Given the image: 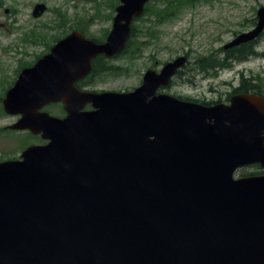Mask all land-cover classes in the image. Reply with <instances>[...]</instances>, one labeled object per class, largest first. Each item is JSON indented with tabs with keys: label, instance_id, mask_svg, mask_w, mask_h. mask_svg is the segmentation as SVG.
<instances>
[{
	"label": "water",
	"instance_id": "water-1",
	"mask_svg": "<svg viewBox=\"0 0 264 264\" xmlns=\"http://www.w3.org/2000/svg\"><path fill=\"white\" fill-rule=\"evenodd\" d=\"M149 1L119 0L105 42L73 31L6 91L4 113L20 116L8 129L47 143L0 162V264H264V176L234 178L264 170L263 98L205 106L157 94L186 56L132 92L76 88L94 59L126 49ZM256 18L224 48L259 37L264 7ZM53 103L64 118L40 111Z\"/></svg>",
	"mask_w": 264,
	"mask_h": 264
},
{
	"label": "rangeland",
	"instance_id": "rangeland-1",
	"mask_svg": "<svg viewBox=\"0 0 264 264\" xmlns=\"http://www.w3.org/2000/svg\"><path fill=\"white\" fill-rule=\"evenodd\" d=\"M183 2L151 0L146 12L132 23L135 35L131 39L134 44L118 56L104 58L103 67L113 71L96 74L83 89L96 93L132 92L142 84L146 70L160 71L166 63L185 53L190 54L187 66L190 68L189 65L198 57L221 48L232 33L247 29L244 26L256 18L260 7H264V0H210V5L204 4L206 0H203L200 2L203 4L198 3L195 7L168 8ZM36 4H43L46 9L34 18L32 11ZM118 4V0H0V162L18 159L26 147L42 142L39 136H33L28 131L7 129L20 116L5 114L2 100L22 68L32 65L49 52L56 39L64 38L74 29L88 39L104 42ZM166 11H173L176 16L161 18ZM34 35L38 37L36 41ZM262 39L258 53H264V34ZM241 75L228 72L206 79L194 74L190 78L192 84L186 80L187 76L177 77L174 79L177 84L172 86L171 91L180 95L201 93L200 96L208 101H214L219 97L216 92L223 96L225 92L232 91L220 83H231L235 87ZM243 75L246 78L259 77L261 82L258 83H264V58H257L251 72ZM41 111L53 117L64 114L60 104L46 105Z\"/></svg>",
	"mask_w": 264,
	"mask_h": 264
},
{
	"label": "flooded vegetation",
	"instance_id": "flooded-vegetation-1",
	"mask_svg": "<svg viewBox=\"0 0 264 264\" xmlns=\"http://www.w3.org/2000/svg\"><path fill=\"white\" fill-rule=\"evenodd\" d=\"M202 1L203 0H187V1H184L182 4H180L179 5L180 7H178V5H174V6L168 7V8L172 9V10H179V9H181V7H184V6L195 7L198 3L202 2ZM208 2H210V0H206V2L204 4L210 5V3H208ZM200 4H203V3H200ZM145 12H146V10H145ZM166 14H168V16H166ZM174 14H175V12H173V11H170L168 13L166 11L161 15V18L170 19V18L176 16ZM256 24H257V18H253L249 23H247L244 26V27H247V29H245L242 26L244 28L243 31L232 33L229 40L221 48L212 49L209 51V53L206 56L198 57V59L195 60L193 64L189 65L193 74H200L204 78L207 79V78L212 77L209 74H215V76H216V75H219L221 73H228V72L229 73L235 72V73H239V74H245V73L251 72V66L252 65L254 66L255 60H257V58H259V57L264 58V53H262V52L258 53L259 52L258 49L260 48V43L263 40L262 35L264 34V32L254 40L244 42V43H241L239 45L228 47V48H224V46L229 44L230 42L234 41L239 35L251 31L256 26ZM75 30L76 29H74L73 31H75ZM76 31H79V30L77 29ZM79 32H81V31H79ZM67 35H65V36H67ZM189 55L190 54L185 53V56L187 57V61H186V64L183 66V69H185L189 64V58H190ZM33 64L30 66L27 64V66L23 67V68L32 67ZM178 73L170 81L169 85L166 87L160 88L157 91V94H167V95H171L173 97H176L182 101L194 102V103L203 104L206 106H213V105H217V104L228 105L230 103V98L233 96H236V95H238V96L239 95H246V94L254 95V93H252V92H247V93L240 92V91H242V89H245V88L248 89L251 87L264 89V83L252 82L250 84L249 82H242L239 80L236 82L235 87H234L231 85V83L223 82L220 84L222 86L223 85L226 86L225 88H230L232 91L225 92L223 94V96H222V94H220V92H216L215 94H218V96H219L218 99H216L214 101H212V100L208 101L204 96H200L201 93L197 94V95H193L190 93H186L183 95L172 93V91H171L172 86L177 84L174 82V79L179 77ZM215 76H213V77H215ZM193 77H191V78H193ZM88 78H89V76H86L84 79L77 82L76 88H78L79 90H85V89H83V87L88 83V81H87ZM188 81L191 83L190 79ZM249 86H251V87H249ZM235 90H236V92H234ZM255 95L264 99V93L262 94V96L257 95V94H255ZM194 96H197V97H194ZM198 97H200V98H198ZM58 104H60V103H58ZM85 109L90 110L91 108H90V106H87ZM62 110H63V107H62ZM63 112H64V110H63ZM63 117H65V112H64L62 117H58V118H63ZM45 143L46 142H43V143L41 142V144H45ZM252 176H264V170L260 167V165L252 164V165L243 166V167L238 168V170L234 173L235 179L248 178V177H252Z\"/></svg>",
	"mask_w": 264,
	"mask_h": 264
},
{
	"label": "trees",
	"instance_id": "trees-1",
	"mask_svg": "<svg viewBox=\"0 0 264 264\" xmlns=\"http://www.w3.org/2000/svg\"><path fill=\"white\" fill-rule=\"evenodd\" d=\"M184 1H187V0H184ZM178 7H180L179 5H178ZM145 10H147V9H145ZM166 16H168V14H166ZM175 17V16H174ZM134 35H135V29L132 27V33H131V38H134ZM34 41H36V39L38 38L36 35H34ZM130 38V40H129V42H128V44H127V47H131L134 43H133V40ZM43 40V39H42ZM42 40H38V41H42ZM95 42H101V41H99V40H96V39H93ZM56 41H57V39H56ZM124 52H126V51H124ZM103 57H98L95 61H94V65H93V70H92V72H91V74H90V76H89V78L87 79V81L89 82V80L93 77V76H95L96 74H100V73H102V72H104V71H113V69L112 68H107V67H103V65H104V63H103ZM117 69H115L114 71H116ZM189 74V75H188ZM209 75H211V76H215V74H209ZM178 76H179V78H182L183 76H187V78H186V80L188 81L191 77H193L194 76V74H193V72H192V70L190 69V68H185V69H183L182 71H180L179 73H178ZM261 79L259 78V77H250V78H246V77H244V75L242 74L241 75V78H240V81H242V82H249L250 84L252 83V82H261L260 81ZM249 87H251V86H249ZM234 92H236V90L234 91ZM240 92H244V93H247V92H252V93H254V95L255 94H257V95H260V96H262V94L264 93V89H262V88H254V87H251V88H245V89H242V91H240Z\"/></svg>",
	"mask_w": 264,
	"mask_h": 264
}]
</instances>
